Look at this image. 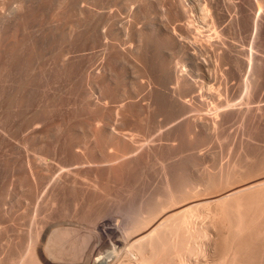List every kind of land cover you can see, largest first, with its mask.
Returning a JSON list of instances; mask_svg holds the SVG:
<instances>
[{"label": "bare ground", "instance_id": "obj_1", "mask_svg": "<svg viewBox=\"0 0 264 264\" xmlns=\"http://www.w3.org/2000/svg\"><path fill=\"white\" fill-rule=\"evenodd\" d=\"M79 1H80V3L77 6V13H78V15H80V18L82 19V21H84L83 31L80 32V35L78 36L79 37V44H80V51H81V53L79 55L80 56L79 57V61H80L79 73L83 78V80H82L83 82L81 84L80 90L78 91V94H77L78 103H76L77 106L76 105L75 106L80 110L82 116L86 119V123L84 124L85 126H83L81 124L82 127L78 126L79 123L77 124V126L70 125L71 122L68 123L70 126L68 127L67 133L69 135H71L72 137H74V139H75V141L72 142V144L69 146L70 151L74 155V159L72 162L65 163V152H66L65 151V131H66L65 128H67V127H65V124L67 123V122L65 123V100H66L65 99V95H66L65 94V87H66L65 86V72H66L65 71V62H66L65 59L67 57L65 58V34H66V31H65L66 26L65 25L66 24H64V22H65V5H66L65 2L66 1L65 0H0V148L4 147L7 149V152H8V155H7L8 158L7 159L10 160L11 170L14 171L15 174L18 172H21L20 174H22L21 179L23 182L28 183V179H30L32 182H34L38 179L44 181L43 188H41L42 189L41 191L42 192L44 191V193H45L46 189H50V191H51L52 188H54L56 186L63 185V183L65 182V176H68L71 172H73V173H74V171L90 172L91 169H97L101 166H104L107 171H110L112 169L114 163L116 162L117 158L119 159V157H122L124 154H127V153H132L135 156V154H137V152H139V150H140V149H137L139 146L135 150L131 147L132 145H130V143H127V142L125 143V141L122 139L120 133L117 132V130L115 128V123H118V121H120V122L126 121L125 120L126 116H124L122 114V111L124 110L125 107H129V106L134 108L138 114L143 115V112L145 111L146 114L151 116V117L154 115L153 117L155 119L154 113H156V111L158 113V111L161 108H163L162 106L164 105V99L167 98V97H164V94H163V92L166 90L162 89L163 91L161 92L160 91L161 89L159 90V88L155 86V85L160 86V84H162L161 80H163L162 78H163V76H165L166 73H163L165 68L160 69V66L162 65V63H164V60L158 61L155 59L154 47H159L158 45H156V44H158L157 43L158 39L162 40V38H164L165 40H167L169 42H171V41L173 42L176 39V37L172 34H169V33L167 34L166 31H162L161 30L162 28L161 29H159V28L150 29L149 28L148 30H146L144 32H142V30L141 31L140 30L135 31L134 30L135 26L133 28V23L135 24V22H133V20H132V19H134V14H130L128 12L129 13L128 15L131 16V19H130V17L128 19L127 18L128 16L127 17L125 16L126 17L125 18L124 16L121 15V12L123 10L120 12V9H121L120 7L122 5H124L125 3H129V4L132 3V5L133 4L138 5L139 3H143L146 5L149 0H79ZM225 1L226 0H156L158 5L161 6L160 8H162V10H163L162 12L164 14L166 13L165 16L168 15L169 18L172 20H174L177 17L186 16V12L189 10L190 4H191V6H192V4L196 5V7H198L197 10H200L206 6L207 11L205 8H204L205 9L204 11L210 12L209 15L211 14L212 22L215 24H218V25L219 24L221 25V21L223 19L224 13L222 14V11L227 10V9H225L227 7V6L225 7V4H226ZM201 2H203L205 4L204 7H203L204 4H201ZM243 2L247 3L249 10L253 9V7L256 8L257 12L254 13V15L252 14V16L250 18L251 25L256 26L257 22H258L260 11H261V6L263 5L264 0H237L235 4L240 9ZM73 3L74 2H71V4H73ZM75 3L77 4V2H75ZM105 3L107 4L106 6L104 5ZM149 3H150V1H149ZM136 5H133V6H136ZM150 5H151V3H150ZM104 6L108 7L107 11H105V9L103 10ZM124 6H122V8ZM127 6H125V7H127ZM148 6H149V4H148ZM67 7H69V6H67ZM138 7H140V6H138ZM191 10L193 11V9H190L189 11H191ZM197 10H196V13L202 12V11H197ZM132 11H133V8H132ZM51 12H52V14L54 13L57 16L56 19H53V18L51 19V17L48 15ZM130 12H131V9H130ZM203 12L200 13L199 15L204 14ZM227 12H229V11H227ZM187 14H189V12H187ZM209 15L207 13V16H209ZM196 16H198V14ZM202 16H204V15H202ZM202 16H200V17H202ZM205 16H206V14H205ZM200 17H197V18L199 19ZM165 19H166V17H165ZM198 19L197 20L194 19V20L199 21L202 18L199 20ZM191 20L190 21L188 20L189 23L183 27V33H185L184 35L190 36L191 33H193L192 45H194V46H191L193 51L192 52L189 51L190 54L191 53L193 54V52L195 50V52L196 51L201 52L200 54H202V56H204V55H206V54L203 55L204 52L205 53H206V51L211 52V50H213L212 51L213 57L223 59V57L221 58L220 55L222 53L224 54L223 49H225L224 46H226V45H224V42L222 41L223 35L221 37L220 34L218 33L220 30L218 31V30H216L217 28L214 27V28H216L215 30L217 32L215 31L213 33V35H211L210 32H209L210 34H203V32L201 33L200 29L198 28L201 25L198 23H195V24L199 25L197 27V25L193 24L194 26H196L199 29V30H197L196 27L192 26ZM203 21L205 22L206 19ZM224 21H226V20H224ZM239 21L240 20H238V22ZM174 22H176V21H174ZM203 27H205V25ZM207 29H205V30H207ZM201 30H203V28ZM207 31H209V30H207ZM210 31H211V29H210ZM205 33H207V32H205ZM221 34H222V32H221ZM190 41H191V39H190ZM182 45H183V43H182ZM52 46H54V48H52ZM187 48L188 47H186V49ZM227 48L229 49V47H227ZM137 49H139V52L141 53V56L143 58V66L139 65V67H143V69H140V70H143L145 73V77H146L145 80L146 81H144V82H146L145 83L146 89L143 88V91H145V92L138 91V93L134 94L135 92L134 93L127 92L126 88L124 89V87H122L123 85L120 86L122 84L121 79L126 74L123 75V77L121 78L120 77L121 74L117 73L116 71H118V68L120 69V72H122V69L124 71V68H126V67H124L126 61H124V60H126V58H128L132 53H136L135 51H137ZM182 49H183V47H182ZM186 51L184 50V52H186ZM202 51H204V52L202 53ZM228 52H227V54H228ZM228 55H230V54H228ZM91 56H95V59H97V62L95 65H90V63H89L90 62L89 59ZM231 57H232V54H231ZM129 58H132V57L130 56ZM229 59H231V58H228L227 60H229ZM233 59H235V58H233ZM204 61H205V59H203L202 62H204ZM231 61L232 60H230L228 62H231ZM247 61H246V63H247ZM236 62H234V63H236ZM216 63L218 64V62H216ZM130 64H132V63H130ZM130 64L128 65V62H127L128 66H130ZM136 64H140V63H136ZM232 64H233V62H232ZM218 65H217V67H218ZM181 67H182V65H181ZM245 67H246V69L248 68L247 65ZM161 68H163V66H161ZM218 69H220V68H217V70ZM126 71L123 73H126ZM137 72H138V70H137ZM166 75H168V73ZM136 76H138V74ZM136 76H135V78H136ZM139 76H142V75H139ZM168 76H170V75H168ZM170 78L172 80L171 83L173 84L171 86H174V87L172 88V90H170V92H167V93L169 94V97L170 96L173 97L174 94H176L175 96H177V99H179L178 97L181 94L180 93L181 90H180V92L177 93V91H179L177 89H180V88L176 85V82L174 81V78H176V77L171 75ZM170 78H168L169 82H170ZM136 79H138V78H136ZM165 79H167V77ZM122 80H125V79H122ZM128 81L131 82L130 80H128ZM253 81H255V80H253ZM140 82H142V81L140 80ZM167 82H168V80H167ZM221 82H225V81H221ZM131 84H133V82H131ZM131 84H130V86H131ZM138 84H141V83H137L134 85L138 86ZM165 84H166V81H165ZM185 85H187V84H185ZM161 86H163V85H161ZM224 86H227V84ZM230 87L228 89H230ZM165 88L167 89L168 87H166V85H165ZM170 88L171 87H169V89ZM204 89L206 90L207 88H204ZM209 89H211V88L209 87ZM137 90H138V88H137ZM206 91H205V94H206V96H208ZM131 92H133V91H131ZM167 93H165V94L167 95ZM183 93H184V91H183ZM185 94H187V93H185ZM205 94H202V95L205 96ZM211 95H213V92L211 93ZM215 95L216 94H214V96ZM175 96H174V98H175ZM75 97H76V95H75ZM199 97H198V99L197 98L196 99L199 100L200 99ZM208 97H210V96H208ZM249 97H250V95H249ZM186 98H187V96H186ZM190 98H192V96ZM212 98L217 100L216 99L217 97L216 98L212 97ZM168 99L169 98H167V100ZM177 99H176V101H179ZM209 99L207 98V102ZM255 99H256V97H255ZM167 100H165V101H167ZM170 100H172V99L170 98ZM183 100H185V97ZM183 100L181 102H183ZM245 101H244V103H242V105L246 103ZM260 101L256 102V103H260ZM167 102H169V101H167ZM191 102H193V101L191 100ZM229 102L226 101V103H229ZM169 103H171V102H169ZM214 103H216V102H214ZM224 103H225V101H224ZM256 103H254V104H256ZM72 104H75V103L73 102ZM172 104H174V102H172ZM183 104H185V103H182V105ZM203 104L205 106L204 101H203ZM209 104H212V103H209ZM209 104H207V105H209ZM251 104H253V103H251ZM168 105L170 106V104H168ZM182 105H178V107L179 106L182 107ZM223 105H226V104H223ZM239 105H241V104H239ZM247 105L249 107V102H248V104H246V107H247ZM190 106H192V105H190ZM198 106L199 105H197L196 107L198 108ZM230 106L235 108L234 107L235 105L233 106V103ZM230 106H228V107L230 108ZM243 106H245V105H243ZM172 107H173V105H172ZM172 107L170 109H172ZM186 107H188V106H186ZM199 107H201V106H199ZM212 107H213L212 109L214 110L215 107L213 106V104H212ZM221 107H222V105H221ZM190 108H192V107H190ZM241 108H242V106H241ZM173 109L178 110L176 108H173ZM181 109L183 110L184 108H181ZM216 109H217V107H216ZM75 110H76V108H75ZM175 110H174V113H175ZM213 110H211V111H213ZM235 110H237V109H235ZM165 111H167V109H165ZM230 111H231V109H230ZM176 112H178V111H176ZM197 112H199V111H197ZM255 112H256V110H255ZM181 113H183V111ZM241 113L243 114L242 110H241ZM159 114H160V111H159ZM169 114H170V112H169ZM253 114H252V117L254 116ZM126 115H128V114H126ZM162 115H161V117H162ZM177 115H178V113H177ZM211 115H212V113H211ZM244 115H245V113H244ZM68 116H70V115H68ZM68 116H66V118ZM78 116H81V115H78ZM174 116H175V114H174ZM215 116H216V114L214 113V115L211 116L212 118H210V121L208 120V118H207V120L205 119L206 122L209 121L212 124L213 123L215 124L216 123L215 121L219 120V117L217 118V120H215ZM143 117H144V115H143ZM166 117H168V116H166ZM176 117L177 116H175V118ZM71 118H73V117H71ZM168 118L171 119L170 116ZM240 118H242V117L240 116ZM151 119H153V118H151ZM157 119H159V118H157ZM160 119L162 120V118H160ZM164 119H165V117H164ZM81 120L83 121V119H81ZM181 120H182V118H181ZM68 121H69V119H68ZM167 121H169V120H167ZM189 121H191V120H189ZM196 121H195V123H196ZM199 121H200V119L197 122H199ZM83 122H85V120ZM142 122H143V119H142ZM159 123H160V120H159ZM176 123H178V122H176ZM195 123H192L191 126L197 127V124H195ZM211 123H209V124H211ZM218 123H220V122H218ZM184 124H186V123H184ZM124 125H125V123H124ZM146 125H148V124H146ZM154 125H157V124L155 123ZM186 125H189V124H186ZM198 125H201V124L199 123ZM202 125H204V123H202ZM207 125L208 124L206 123V126ZM173 126H175V125H173ZM206 126L204 125L203 130H205L204 128H207ZM217 126L215 125V128ZM170 127H172V125ZM129 128H131V127H129ZM158 129H161V128H158ZM217 129H218V127H217ZM126 130L127 129H124V131H126ZM144 130H145V128H144ZM194 131H196V130L194 129ZM214 131H216V130H214ZM132 133H133V131H132ZM144 133H145V131H144ZM162 133H165V132H162ZM203 133H205V131ZM124 134L125 133H123L122 135H124ZM134 134L137 135L138 133L134 132ZM199 134H200V132H199ZM129 135H131V134H129ZM152 135H153V133H152ZM164 135H167V134H164ZM174 135H175V133H174ZM205 135H207V134L205 133L202 136H205ZM167 137H169V136H167ZM126 138H128V137H126ZM148 138H149V136H147L146 139H148ZM192 138H194V137H192ZM151 139L152 138H150V141H151ZM181 139H183V138H181ZM187 139H188V137H187ZM201 139H202V137H201ZM145 140H143V141L145 142ZM216 140H218V139H216ZM139 141L137 140V142H139ZM143 141L141 140L140 142H143ZM184 141H186V140H184ZM196 141L197 140L195 139L194 142H196ZM119 142L123 146V151H122V155L117 156L115 153V148ZM134 142H136V141H134ZM134 142H132V143H134ZM154 142H152V143L154 144ZM200 144L203 145V143H200ZM240 144H241V142H240ZM165 146H167V145H165ZM140 147H141V145H140ZM148 147H150V146H148ZM173 147H175V146H173ZM86 148H88L90 150L89 156L85 155ZM101 149L102 150L104 149V153L102 156L99 155ZM150 152H153V151L151 150ZM154 153H155V151H154ZM154 153H152V156ZM100 154H102V153H100ZM117 154H118V152H117ZM177 154L179 155V153H177ZM187 154L188 153H186V155ZM3 157L4 156H2V158ZM163 157H164V155H163ZM169 157H170V155L168 156V158ZM182 157H184V158L179 160V161L185 160V161H188V163H191L192 165L195 164V163L193 164L192 161H190V159H189L190 156L187 158L188 160L186 159L185 155ZM174 158H176V157H174ZM130 160H132V159H130ZM169 160H173V159L171 158ZM166 161H168V160L166 159ZM164 162H165V160H164ZM174 162L175 161H173V163ZM132 163H133V161H132ZM136 163H138V162H136ZM182 163L183 162H181V166H182ZM196 163H199V162H196ZM6 165H8V164H6ZM166 165H167V163H166ZM184 165L185 164H183V166ZM189 166H191V165H189ZM189 166H186V167L184 166V168H188L191 171ZM0 167L2 168V166H0ZM176 167L177 166H174V165L171 166L170 165V167H166V169L161 168V170L162 169L167 170L166 172L162 171L161 173L163 174V172H164L168 175V174H170L169 171H171V168L175 169ZM138 168H140V166ZM143 168H145V167H143ZM181 168L179 166V168H177V169H181ZM140 170H143V169H140ZM144 170H146V169H144ZM184 170L185 169H183V173H184ZM193 170H195V169L193 168ZM3 171H5V168ZM244 171H245V169H244ZM177 172H176V174H178ZM172 173H174V171ZM179 173H181V172H179ZM188 174H189V172H188ZM194 174H196V173H194ZM198 174L200 175V173L197 172L196 175H198ZM204 174H206V172ZM3 175H4V173H3ZM86 175H84V176H86ZM183 175H184L183 176V179H184L185 175L187 176V174H183ZM177 176L178 175H176V178H179V176L178 177ZM205 176H207V174ZM205 176L203 177V175H202V177H203L202 179L205 180ZM251 176L252 175L246 174V175H243V177H239L232 182L227 180V179H222L220 176H218V178L216 180H214L209 187H202L203 185L200 182L196 181L199 179H196V180L193 179L196 181V182L192 183V184H194L193 185L194 188H191V190L189 192H187V194H184V195H181L179 193V192H181V190L178 191V190L174 189L173 186H172L173 188L169 187L168 199L159 205V207H158L157 211L155 212V214L153 215V217L151 216L150 218H146V219L142 220L141 222L133 224V225L129 226L125 231H122L119 228L120 226L119 227L117 226L118 225L117 224V216H115V210L112 209L113 206L110 205L108 207V209L104 212V215L103 216L101 215L102 217L100 219L96 220L90 226V227L96 228V229L105 228L104 232H105L106 238H104V239H106L107 243L100 241L97 244L101 250L100 253L99 252L94 253L93 250L95 249L94 247H96V246L93 247L92 251L90 249H89L90 251L87 250V251H89L88 253L85 249L84 251H86L85 253H87V254L82 259H80V258L78 260L76 259L77 261L71 260L70 262L69 261L65 262L66 259L69 260V257L66 258L67 255H66V257L64 256L66 259H64V261H61V262L51 259L52 257L53 258L55 257L56 260H59L58 258H56V256L51 255L52 253H50V251L53 250L50 248V245H52V243L50 241L52 240V238L53 239L56 238L55 240L52 241L54 246H55V244L60 245L61 243H59V241L61 240L60 242H62L63 240H65L66 235H67L66 232L68 230H71V229H67L70 227L66 226L65 221H64L65 223H62V222L56 223V222H58V221H56L58 219H56L55 221L53 220L54 221L53 223H52V221H50L52 224H49V225L46 223L45 224L43 223V225L41 224L42 228H40V230H39L40 236H38V237H40L39 238L40 241L42 240L41 238H47V237H50L51 235H55V234L59 237L62 232L66 233V235L64 236V234L62 233L63 237L61 238L62 235L59 237L61 239H59L55 235V237L51 236L52 238L50 240L48 239L49 242L43 241V242H45L46 245L47 244L49 245V243H51L48 246L49 249H51V250L49 251V255L44 254L43 249L44 250L46 249V245H45V248H43L42 250L40 249L42 252V255H41V252L39 253V251H38V256H39L40 261L38 260L37 257H36V259L41 264H264V227H263V230L259 231V229H257L256 225H255L256 224V217H254V214L256 215V210H257L256 205L258 203L259 197H260V195L264 194V174L263 175L261 174L260 176H252V177ZM197 178H198V176H197ZM10 179H12V178H10ZM90 179H89V181L91 182ZM173 179H174V177H173ZM83 180H84V178H83ZM165 180H167V179H165ZM189 180H190V178H189ZM103 181L105 183V180H103ZM168 181L170 183L172 182V180L169 177H168L167 182ZM204 182H206V181H204ZM19 183H21V182H19ZM186 183H189V181ZM111 184H113V183H111ZM9 186H11V185H9ZM25 186H28V185L25 184ZM99 186H98V190H99ZM4 187H5V185H4ZM70 187L73 188V186H70ZM1 188H2V186L0 187V189ZM20 188H21V186H20ZM71 188H69V189H71ZM105 188H106V186H105ZM157 189H155V190H157ZM54 190H55V188H54ZM108 190H109V187H108ZM25 191H24V194H25ZM184 192H186V191H184ZM26 193H28V192H26ZM32 194H30V195H32ZM35 194H33L34 197H36ZM105 194H106V192H105ZM157 194H159V193H157ZM3 195H4V193H3ZM33 195H32V197H33ZM47 199H48V196H47ZM51 199H52V197H51ZM63 199H64V197H63ZM76 199H77V197H76ZM0 200H2V199L0 198ZM82 200H84V199H82ZM77 201H79V200H77ZM50 202H51V200H50ZM109 202H107V203L109 204ZM52 203H54V202H52ZM63 206H64V204H63ZM141 208H143V207H141ZM49 209H50V207H49ZM126 209H128V207ZM35 211L36 210H34V212ZM97 212H98V210H97ZM43 213H44V211H43ZM67 213H69V212H67ZM63 214H64V212L62 213V215ZM72 214H74L73 210H72ZM79 214H80V212H79ZM68 215H66V216L68 217ZM75 216H77V215H75ZM59 217H60V215H59ZM71 217H72V215H71ZM84 218H86V217H84ZM72 219H74V218H72ZM72 219H69L68 221H70ZM248 219H249V221H248ZM76 220L77 219H75V221ZM81 222L83 223L84 221L77 222V224H79V223L81 224ZM74 223H76V222H74ZM74 223H73V227H74ZM62 224H65V225H62ZM68 224H71V223L67 222V225ZM0 225H2V224H0ZM37 226L40 227V225H37ZM68 226L72 227V224L68 225ZM83 226L85 227L86 224H84ZM53 227H55V228H53ZM75 227L76 228H73V229H76V231L80 230L77 225H75ZM32 228H34V227H32ZM77 228H78V230H77ZM81 229H82V227H81ZM96 229H94V230H96ZM34 230H32V231H34ZM91 230L93 232V229H90V230L88 229V231H91ZM36 231H38V228H37V230H35V232ZM54 231H57V233H55ZM58 231H61V232H59L60 234L58 233ZM86 231H87V229H86ZM86 231H84V234ZM261 231H262V233H261ZM9 232H11V231H9ZM70 232H71V234L73 233L72 231H70ZM98 232H99V230H98ZM98 232H97V235H98ZM32 233L33 232H31V234ZM47 233H48V236L44 237L45 235H47ZM50 233H51V235H50ZM74 233H76V232H74ZM103 233L101 236H103ZM76 234H78V233H76ZM76 234H74V235H76ZM89 234H92V236H93V233L89 232ZM95 234H96V232H95ZM33 235L34 234H32V236ZM72 235L70 237H72ZM24 236H27V233ZM89 236H91V235H89ZM34 237H35V235H34ZM76 238L77 237H75V236L72 237L73 240ZM83 238L84 237H82V239ZM26 239H27L26 247L22 248L19 246L20 248H18V249L22 248L23 249L22 251H24V254L28 250L31 251L29 249L30 244L33 242L31 240L32 239L35 240V238L30 239V236H28V238L26 237ZM57 239H59V241ZM72 239L71 240L69 239L70 241H72L71 244H75V242H77V240H78V238H77V240L76 241L74 240L75 241L74 242ZM86 239L84 238V240H86ZM95 239H96V237H95ZM39 240L37 239L36 242ZM45 240H47V239H45ZM96 240H95V242H96ZM99 240H102V237L99 238ZM66 241L68 242V239L65 240V242ZM87 241H88V239H87ZM91 241H92V239H91ZM41 242H40V244H41ZM43 242H42V244H43ZM63 242H62V244H63ZM92 242H90V243H92ZM23 243L25 244V242H23ZM90 243L88 242V244H90ZM93 243H92V245H94ZM40 244H39V246H40ZM62 244H61V246L57 245V248L58 247L61 248L63 246ZM77 244H79V243H76V245ZM117 244H118V247H117L118 251H114L113 246L115 248L116 247L115 245H117ZM10 246L12 247V245H10ZM67 246H68V244H67ZM13 247L15 248V246H13ZM35 247L33 250H35ZM43 247H44V245H43ZM75 247H77V246H75ZM10 248H6V249H9V253H10ZM87 248H92V247H87ZM6 249H5V251H6ZM15 249H13V250H15ZM31 249H32V246H31ZM64 249H67V248L64 247ZM37 250H38V248H37ZM15 251H17V250H15ZM20 251L19 252L17 251V252L21 253ZM45 251H47V249ZM58 251H59V249H58ZM31 253L29 255L32 256L33 253L32 254ZM10 254L8 256H10ZM13 254H14V251H13ZM57 254H58V252H57ZM15 255H17V254H15ZM18 256H19V254H18ZM33 256H35V255L33 254ZM49 256L50 257L52 256V257L50 258ZM3 257H4V255H3ZM4 258L6 259V257H4ZM10 258H13V256L12 257L10 256ZM16 258H15V260H16ZM9 259H7V260H9ZM34 259L35 258H33V260ZM1 261H3V260H1ZM10 261H11V259L9 260V262ZM16 261L18 262V260H16ZM27 261H28V259H27ZM32 261H31V264L35 262V261L34 262H32ZM23 262H26V261L24 260V261H22V263ZM36 263H37V261H36ZM4 264H6V263H4ZM14 264H15V262H14Z\"/></svg>", "mask_w": 264, "mask_h": 264}, {"label": "rangeland", "instance_id": "obj_2", "mask_svg": "<svg viewBox=\"0 0 264 264\" xmlns=\"http://www.w3.org/2000/svg\"><path fill=\"white\" fill-rule=\"evenodd\" d=\"M65 1H66L65 2V4H66L65 5V22H64V24H66L65 25L66 26L65 27V31H66V34H65V58L67 57L65 59V61H66L65 62V71H66L65 72V86H66L65 87V94H66L65 95V99H66L65 100V123L67 122L65 124V127H67V128H65V130H66L65 131V151H66L65 152V163H69V162H72L74 159V155L70 151L69 146L72 144V142L75 141V139H74V137H72L71 135H69L67 133L68 127L70 125L77 126L78 123H79L78 126L82 127V125L85 126L84 124L86 123V119L82 116L80 110L76 107L77 106L76 103H78L77 94H78V91L80 90L81 84L83 82L82 81L83 78L79 73V65H80V61H79L80 56L79 55H80L81 51H80V44H79V37L78 36L80 35V32L83 31L84 21H82V19L80 18V15H78V13H77V6L79 5L80 1L79 0H76V1L75 0H65ZM149 1H150L152 6L150 5ZM149 1L147 2L146 5L143 3H139L138 5L133 4L136 6H133L132 3H130V4L125 3L124 4L125 6H127L128 4L129 5L127 7L122 5V6H124L123 7L124 9L121 6L120 12L123 10L121 12V15L124 17L128 16L127 17L128 19H129V17L131 19V16L128 15L129 13L134 14V19H132V20H133V22H135V24L133 23V28L135 26V28H134L135 31H139V30L141 31L142 30V32H144V31L148 30L149 28L150 29H156V28L161 29L162 28L161 29L162 31H166L167 34L169 33V34H172L176 37V39L174 40L175 42L174 41L169 42V41L165 40L164 38H162V40L158 39V41H157L158 44H156V45H158L159 47H154L155 59L158 61L164 60V63H162V65H161V66H163V68H161V66H160V69L165 68L163 73H166V74L168 73V75H170V76H168L165 74V76H163V78H162L163 80H161L162 84H160V86L159 85H155V86L158 87L159 90L161 89L160 90L161 92L163 90H166L163 92V94H164V97H167L169 99L168 100H167V98L164 99V105L165 106L163 105L162 106L163 108H161L159 110L160 114H159V111H158V113H157V111H156V113H154L155 119L153 117L154 115L151 117V116L147 115L145 111L143 112V115H144V117H143L142 114H138L136 112V110L130 106L125 107L124 110L122 111V114L124 116H126L125 117L126 121L125 122L118 121V123H115V128H116L117 132L120 133V135H121L122 139L125 141V143L126 142L130 143V145H132L131 147L135 150L139 146L137 149H140V150H139V152H137V154H135V156L132 153H127V154H124L125 156L123 155L122 157H119V159L117 158L116 162L114 163V165L110 171H107L104 166H101L97 169H91L90 172L82 171L83 172L82 173L80 171H74L75 174L73 172H71L68 176H65V182L63 183V185L56 186V187H54L55 190H54V188H52L51 191H50V189H46L45 193H44V191L43 192L41 191L42 190L41 188H43V185H44V181L38 179V180L32 182L30 179H28V183H25L21 179L22 178V174H20L21 172H18L15 174V172L11 170L10 160L7 159L8 158L7 149L4 147L0 148V152H1L0 153V159H1L0 160V166H2V168L0 167L2 169V170L0 169V173H1L0 174V180H1L0 181V187L2 186V188L0 189V198L2 199V200H0V219H1L0 224H2V225H0V239H1L0 240V247L1 246L3 247V248L2 247L0 248V263L1 264H4V263L14 264V262H15V264H19V263L20 264H31V261L33 260V258H35V259L32 262H34V261L35 262L32 264H35L36 261H37L36 264H41L39 262L40 259L38 256V251L40 253L41 250L43 248H45V245H46L45 242H47V241L49 242V240L52 238L51 236L55 237V235H56V234L51 235V233H50L51 236L49 235L50 237H47L48 236V233H47V235L44 236L47 238H41L42 242L45 241L42 244V242L39 240L40 237H38V236H40L39 230H40V228H42L43 223L44 224L46 223L49 225V224H52L56 219H58V220H56V221H58L56 223H61V222L65 223L66 222V226L70 227V228H67V227L66 228L71 229L68 231L65 229L67 231L66 232L67 235H66V233L62 232L64 234V236L66 235L65 240L68 239V242L67 241L65 242V240H63L64 242L62 241L63 242V244H62V242H60L61 240L59 241V239H61L63 237V234L59 233L61 231H58L60 236L62 235L61 238H59L60 236L58 237L56 235V237L59 238V239H57L59 241V243H61L63 245L61 247L62 249L60 247L57 248V245L61 246V244L60 245L55 244V246H54L52 241L55 240L56 238H54V239L52 238V240L50 241L52 243V245H50L51 243H49V245H50V248L53 250L50 251L51 249H49V247H48L49 245L47 244L46 249L48 252L45 251L46 249L45 250L43 249V253L46 255L47 254L49 255V251H50V253H52L51 255L56 256V258H58L59 260H56L55 257L53 258L52 256H51L52 258L50 256L49 257L51 259H53L55 261H59V262L64 261V259H66L68 257H69V260L66 259L65 262H68V261L70 262L71 260L77 261L79 258L82 259L90 250L92 251L94 246H96V247H94L95 249L93 250L94 253L95 252L100 253L101 250L97 245L100 241L107 243L106 239H104V238H106L105 232H104L105 228L96 229V228H92L90 226L96 220L100 219L104 215V212L108 209V207L110 205H112L113 206L112 209L115 210V216H117V224H118L117 226L118 227L120 226L119 228L122 231H125L129 226L136 224L138 222H141L142 220H144L146 218H150L151 216L153 217V215L157 211L159 205L168 199L169 187L173 186L174 189H176L178 191L181 190V192H179V193L181 195H184V194H187V192H189L191 190V188H194L193 187L194 184H192V183H194L196 181L200 182L203 185V186L201 185L202 187H209L212 184V182L218 178V176H220L222 179H227V180L232 182L235 179H237L239 177H243V175H246V174L252 175V176H260L261 174L262 175L264 174V155H263L264 154V118H263L264 117V104H263L264 103V2H263V5L261 6V11L259 14L257 25L252 26L250 23V18L252 16V14L254 15V13H256L257 11H256L255 7H253V9L249 10L246 2L242 3V6L240 8L241 10H240L235 4L237 0H229L230 2L228 0H226L225 3L227 5L225 4V7L226 6L227 7L225 9H227V10L222 11V14L224 13L223 19L221 21V25L220 24L218 25V24H215L212 22L211 14L209 15L210 12L204 11L207 7L205 6V4L203 2H201V4H204L203 7L205 6L204 7L205 9L202 8L203 10L202 9L197 10L198 7H196V5L192 4V6H191V4H190L189 10L193 9V11L188 10L187 12H189V14H187V12H186V16H184L185 18L184 17H177L174 20H172L169 18L168 15H167L168 17L165 16L166 13L164 14L162 12L163 10H162V8H160L161 6L158 5L156 0H153V1L149 0ZM71 2H74V3L77 2V4L76 3L71 4ZM148 4H149V6H148ZM104 5L106 6L107 4L105 3ZM67 6H69V7H67ZM105 6H104L103 10L105 9V11H107L108 7H105ZM138 6H140V7H138ZM132 8H133V11H132ZM130 9H131V12H130ZM196 10L202 11V12L204 11L203 12L204 14H202V15L205 16V14H206V16L204 17L202 15H199L202 12L196 13ZM206 11H207V9H206ZM227 11H229L230 13ZM207 13L210 17L207 16ZM197 14H198V16H196ZM48 15L51 17V19L57 18V16L54 13L52 14V12L49 13ZM200 16H202V17H200ZM165 17L167 20L165 19ZM197 17H200L199 19L202 18L203 20L206 19V21L204 22L201 19L203 21L202 22ZM190 18L191 19L193 18L192 19L193 21ZM194 19H196V20L198 19L199 21H196ZM188 20L189 21L191 20L192 26L197 25V27H198L199 26L198 24H200L201 26H199L198 28L200 29L201 33L203 32V34H210L211 33V35H213V33L216 30H218V31L220 30L222 32V34L220 31L218 33L220 34L221 37L223 35L222 41L224 42V45L229 47V49H228L226 46H224V48L226 50L223 49L224 54L222 53L220 55V57L221 58L223 57V59L213 57V52H212L213 50H211V52L206 51V53L204 51H202V53L204 52L203 55L206 54L204 56H202V54H200L201 52H197V51L195 52V50H194V52L196 54L194 52H193V54L192 53L190 54L189 51H191V52L193 51L191 46H194V45H192L193 33H191L192 36L191 35L190 36L184 35L185 33H183V27L189 23ZM224 20H226V21H224ZM238 20H240V21L238 22ZM174 21H176V22H174ZM195 23H198V24H195ZM204 25H205V27H203ZM194 27H196V26H194ZM214 27H216L217 29ZM198 28H197V30H199ZM202 28H203V30H201ZM205 29H207L209 31H207ZM210 29L212 32L210 31ZM205 32H207V33H205ZM190 39H191V41H190ZM182 43H183V45H182ZM182 47H183V49H182ZM186 47H188V48L186 49ZM52 48H54V46H52ZM184 50L185 51L187 50L188 52L186 51L187 52L186 53V52H184ZM135 52L136 53H132L133 55L132 54L130 55L135 61L132 58H129L130 57L129 56L128 58H126V60H124V61H126L125 66H124L126 68H124V71L122 69V72H120L119 68H118V71H116L117 73L121 74V76H120L121 78L123 77V75L126 74L122 78L125 80L121 79L122 84L120 86L123 85L122 87H124V89L126 88L127 92H129V93L135 92L134 94L138 93V91L145 92V91H143V88L146 89V87H145L146 82H144V81H146L145 80L146 79L145 73L143 70H140V69H143V67H139V65L143 66V58L141 56V53L139 52V49H137V51H135ZM227 52L230 55H228ZM231 54H232V57H231ZM228 58H231V59L227 60ZM233 58H235V59H233ZM203 59H205L204 62H202ZM89 60H90V62H89L90 65H95L97 62V59H95V56H91ZM230 60H232V61L228 62ZM246 61L248 64L246 63ZM127 62H128V65L130 63H132V64H130V66H128ZM216 62H218L219 65ZM232 62H233V64H232ZM234 62H236V63H234ZM136 63H140V64H136ZM245 64L248 67L247 69L245 67L246 66ZM181 65H182V67H181ZM217 65H218V67H217ZM217 68H220V69L217 70ZM137 70H138V72H137ZM125 71H126V73H123ZM137 74H138V76H136ZM139 75H142L143 77L139 76ZM171 75L176 77V78H174V81L176 82V85L180 88V89H177L179 91L176 90L177 93L180 92V90H181V92H180L181 94L178 97L179 99H177V96H175L176 94L173 93L175 96V98H174V96L169 97V94L167 93V92H170V90H172V88L174 87V86H171V85H173L171 83L172 82V80L170 78ZM135 76L138 79H136ZM166 77H167V79H165ZM168 78H170V82H169ZM128 80L133 82V84H131V82H129ZM140 80L142 82H140ZM164 80L166 81V84H165ZM167 80H168V82H167ZM253 80H255V81H253ZM221 81H225V82H221ZM137 83H141V84H138V86L134 85ZM222 83L224 85L227 84L228 87L224 86ZM130 84H131V86H130ZM185 84H187V85H185ZM161 85H163V86H161ZM165 85H166V87H168L167 89L165 88ZM169 87H171V88L169 89ZM209 87L211 89H209ZM229 87H230V89H228ZM137 88H138V90H137ZM204 88H207L206 89L207 91ZM208 90L209 91L211 90L210 92L211 93L213 92V95H211V93ZM131 91H133V92H131ZM183 91H184V93H183ZM205 91H206L207 95L210 97L206 96ZM165 93H167V95ZM185 93H187V94H185ZM202 94H205V96ZM214 94H216L215 96L217 98L214 96ZM75 95L77 98L75 97ZM249 95H250V97H249ZM186 96H187V98H186ZM189 96L190 97L192 96L193 99L190 98ZM211 96L216 98L217 100L213 99ZM184 97H185V100H183ZM198 97L200 98L199 100H197ZM255 97H256V99H255ZM170 98L172 100H170ZM207 98L208 99L212 98L211 100L209 99L210 101L208 100V102L213 104V106L215 107L214 110L212 109L213 108L212 104H209L207 102ZM258 98L261 101L262 100L263 101L261 102ZM176 99L179 101H176ZM165 100H167L171 103H169ZM182 100H183V102H181ZM191 100L193 102H191ZM203 101L205 103V106L203 104ZM213 101L216 103H214ZM224 101H225V103H224ZM226 101L227 102L230 101L231 103L230 102L226 103ZM244 101L246 102L245 104H243L245 106L242 105V103H244ZM259 101H260V103H256ZM73 102L75 104H72ZM172 102H174L175 105L172 104ZM248 102H249V107L247 105V107H248L247 108L246 104H248ZM182 103H185V104H183L184 106L182 105ZM232 103H233V106L235 105L234 106L235 108L230 106V105H232ZM251 103H253V104H251ZM254 103H256V104H254ZM168 104H170V106ZM196 104L201 106V107L198 106V108H197ZM207 104H209L210 106ZM223 104H226V105H223ZM237 104L238 105L241 104V105L238 106ZM172 105H173V107H172ZM178 105H182V107H180V106L178 107ZM190 105H192V106H190ZM221 105H222V107H221ZM227 105L230 106V108ZM186 106H188V107H186ZM241 106H242V108H241ZM74 107L76 108V110ZM171 107H172V109H170ZM190 107H192V108H190ZM216 107H217V109H216ZM173 108H176L178 110H175ZM181 108H184V109L182 110ZM165 109H167V111H165ZM230 109H231V111H230ZM235 109H237V110H235ZM174 110H175V113H174ZM211 110H213V111H211ZM241 110H242L243 114L241 113ZM255 110H256V112H255ZM168 111L170 112V114ZM176 111H178V112H176ZM180 111L181 112L183 111V113H181ZM197 111H199V112H197ZM173 113L175 114V116H177L176 118H175ZM177 113H178V115H177ZM211 113H212V115H214V113L216 114L217 117L215 116V120H217V118L219 117V120L215 121L216 122L215 124L214 123L212 124L211 122H209L210 118H212ZM244 113H245V115H244ZM126 114H128V115H126ZM252 114L254 115L253 117H252ZM68 115H70V116H68ZM78 115H81V116H78ZM161 115H162V117H161ZM239 115L242 118H240ZM66 116H68V117L66 118ZM166 116H168V117L170 116L171 119L166 117ZM71 117H73V118H71ZM164 117H165V119H164ZM151 118H153L154 120ZM157 118H159V119H157ZM160 118H162V120ZM181 118H182V120H181ZM207 118L209 121L206 122ZM68 119H69V121H68ZM81 119H83V121L85 120V122H83ZM142 119H143V122H142ZM199 119H200V121L197 122ZM159 120H160L161 124L159 123ZM167 120H169V121H167ZM189 120H191V121H189ZM195 121H196V123H195ZM176 122H178V123H176ZM208 122L211 124H209ZM218 122H220V123H218ZM68 123H70V125ZM124 123H125V125H124ZM155 123L157 125H154ZM184 123L189 124V125H186ZM192 123L197 124V127L196 126H195L196 128L194 126L192 127L191 126ZM199 123L201 125H198ZM202 123H204L205 126H206V123L208 124L206 126L207 128H204L205 130H203L204 125H202ZM146 124H148V125H146ZM171 125H172V127H170ZM173 125H175V126H173ZM215 125L216 126L218 125L217 126L218 129H217V127L215 128ZM129 127H131V128H129ZM144 128H145V130H144ZM158 128H161V129H158ZM124 129H127L128 131L127 130L124 131ZM194 129L196 131H194ZM214 130H216V131H214ZM132 131H133V133H132ZM144 131H145V133H144ZM204 131L207 135L202 136L205 134V133H203ZM134 132L138 133V134L136 135V134H134ZM162 132H165V133H162ZM199 132L201 135L199 134ZM123 133H125V134L122 135ZM152 133H153V135H152ZM174 133H175V135H174ZM129 134H131V135H129ZM164 134H167V135H164ZM125 136L128 137L129 139L126 138ZM147 136H149L148 139H146ZM167 136H169V137H167ZM187 137H188V139H187ZM192 137H194V138H192ZM201 137H202V139H201ZM150 138L153 139V140L151 139L152 142L155 141L154 144L150 141ZM181 138H183V139H181ZM136 139L138 141L139 140L143 141L145 139L146 140H145V142L144 141L143 142H140V141L137 142ZM195 139L197 140L196 142H194ZM216 139H218V140H216ZM182 140L183 141L186 140V141L183 142ZM131 141L132 142L136 141V142L132 143ZM240 142H241V144H240ZM200 143H203V145ZM118 144L116 146L117 149L115 148V153L117 156L122 155V151H123L122 144L120 142ZM140 145H141V147H140ZM165 145H167V146H165ZM148 146H150V147H148ZM173 146H175V147H173ZM151 150L153 152H150ZM154 151H155V153L157 151L158 152L155 154ZM117 152H118V154H117ZM100 153H102V154H100ZM100 153H99V155L102 156L104 153V149L103 150L101 149ZM152 153H154L153 156H152ZM177 153H179V155ZM186 153H188V154L186 155ZM85 155L86 156L90 155V150L88 148H86V150H85ZM163 155H164V157H163ZM169 155H170V157L168 158ZM184 155H185L186 159L190 156L189 157L190 161H192V163L193 164L195 163V164L192 165L191 163H188V161H185V160L179 161V160L184 158V157H182ZM2 156H4V157L2 158ZM174 157H176V158H174ZM171 158L173 160H169ZM130 159H132V160H130ZM166 159L169 162L166 161ZM164 160H165V162H164ZM132 161H133V163H132ZM173 161H175V162L173 163ZM136 162H138V163H136ZM181 162H183L182 166H181ZM196 162H199V163H196ZM166 163H167V165H166ZM6 164H8V165H6ZM169 164L171 166L174 165L177 167L175 169L171 168V171L172 172L174 171V173L169 171L170 174L167 175L166 173H164L167 170H164V169H166V167H170ZM183 164H185L184 165L185 167L191 165V166H189L191 171L188 168H184ZM139 166H140V168H138ZM179 166H180V168L181 167L182 168L177 169V168H179ZM143 167H145V168H143ZM4 168H5V171H3ZM161 168H164V169L161 170ZM193 168L196 171L193 170ZM140 169H143V170H140ZM144 169H146V170H144ZM183 169H185L184 173H183ZM244 169H245V171H244ZM162 171H164L163 174L161 173ZM187 171L189 172L190 175L188 174ZM176 172L178 174H176ZM179 172H181V173H179ZM193 172L196 174L198 172V173H200L201 176L199 174L196 175ZM205 172H206L207 176H205L206 175V174H204ZM3 173H4V175H3ZM183 174H187V176L185 175L184 179H183V176H184ZM84 175H86V176H84ZM176 175H178L179 178H176ZM202 175H203V177L205 176V180L202 179L203 178ZM197 176H198V178H197ZM168 177L172 180L171 183L169 181L167 182ZM173 177H174V179H173ZM188 177L190 178V180ZM10 178H12V179H10ZM83 178H84V180H83ZM89 179L91 180V182L89 181ZM165 179H167V180H165ZM193 179H195V180L199 179V180L195 181ZM103 180H105V183ZM188 181H189V183H186ZM204 181H206V182H204ZM19 182H21V183H19ZM24 183L27 184L28 186H25ZM111 183H113V184H111ZM3 184L5 185V187ZM9 185H11V186H9ZM19 185L21 186V188ZM70 186H73V188H71ZM98 186H99V190H98ZM105 186H106V188H105ZM108 187H109V190H108ZM69 188H71V189H69ZM155 189H157V190H155ZM24 191H25V194H24ZM184 191H186V192H184ZM26 192H28V193H26ZM105 192H106V194H105ZM3 193L5 196L3 195ZM29 193L35 194L36 197H34L33 194H32L33 195V197H32V195H30ZM157 193H159V194H157ZM47 196H48V199H47ZM51 197H52V199H51ZM63 197H64V199H63ZM76 197H77V199H76ZM82 199H84V200H82ZM50 200H51V202H50ZM77 200H79V201H77ZM52 202H54V203H52ZM107 202H109V204ZM63 204H64V206H63ZM49 207H50V209H49ZM127 207H128V209H126ZM141 207H143V208H141ZM256 207H257L256 215L254 214V217H256V224L255 225H256V228L259 229V231H260V230H263V227H264V194L260 195ZM34 210H36L35 212L37 214L34 212ZM72 210H73L74 214H72ZM97 210H98V212H97ZM43 211H44V213H43ZM63 212H64V214L62 215ZM67 212H69V213H67ZM79 212H80V214H79ZM70 214L72 215V217ZM59 215H60V217H59ZM66 215H68V217ZM75 215H77V216H75ZM84 217H86L87 219ZM72 218H74V219H72ZM69 219H72V220L68 221ZM75 219H77V220L75 221ZM50 221H52V223ZM80 221H84L83 223L86 224V226L84 227L83 226L84 224L82 222H81V224L80 223L77 224V222H80ZM248 221H249V219H248ZM67 222L71 223L72 227H73V223L76 222V223H74L73 228H76L75 225H77L80 230L76 231V229H73L71 226H68L71 224L67 225ZM37 225H40V227ZM62 225H65V224H62ZM32 227H34V228H32ZM81 227H82V229H81ZM37 228H38V231L35 232V230H37ZM53 228H55V227H53ZM86 229H87V231H86ZM88 229L89 230L93 229V232H92V230L88 231ZM94 229H96V230H94ZM32 230H34V231H32ZM77 230H78V228H77ZM98 230H99V232L101 230L102 231L99 233ZM9 231H11V232H9ZM30 231L33 232L32 234H34L35 237H34V235L32 236ZM70 231L73 232L72 233L73 235L71 234ZM84 231H86L87 233L85 232V234H84ZM25 232L27 233V236H24V235H26ZM54 232L57 233V231H54ZM74 232H76L78 234H76ZM80 232L81 233L83 232V233L81 234ZM89 232L93 233V236H92V234H89ZM95 232H96V234H95ZM97 232H98V235H97ZM102 233H103L104 237L101 236ZM261 233H262V231H261ZM70 234L72 235V237L75 236L78 238V240H77V238L74 239L75 241L77 240V242H75L72 239V237H70L71 236ZM74 234H76V235H74ZM89 235H91L92 237ZM28 236H30V239L35 238V240L34 239L31 240V241H33L29 246L30 247L29 249L31 251L28 250L25 253L27 255L26 256L24 254V251H22L23 250L22 248L26 247V243H27L26 237L28 238ZM82 237H84L85 239L87 238L88 241H87V239L86 240H84V238L82 239ZM95 237H96V239L98 238L97 239L98 241L95 239ZM101 237H102V240H99V238H101ZM37 239L39 241L36 242ZM45 239H47V240H45ZM69 239L70 240L72 239L75 242V244H71L72 241H70ZM91 239L94 243L91 241ZM94 239L96 240V242ZM23 242H25V244ZM40 242H41V244H40ZM88 242L89 243L92 242L94 245H92V243L88 244ZM76 243H79V244L76 245ZM9 244L12 245V247ZM39 244H40V246H39ZM67 244L69 247L67 246ZM43 245H44V247H43ZM13 246H15V248L17 246L18 247L15 249ZM19 246L22 248L18 249V248H20ZM31 246H32V249H31ZM75 246H77V247H75ZM115 246H116L115 248L113 246L114 251H118V249H117L118 244ZM34 247H35L36 251L33 250ZM64 247L67 248L68 250L64 249ZM87 247H92V248H87ZM6 248H10L11 254L9 253V249H6ZM37 248H38V250H37ZM5 249H6V251H5ZM13 249L17 250L18 252L21 250L20 251L21 253H18L17 251H15ZM58 249H59V251H58ZM85 249H86V251L89 249L90 250L87 251V253H85L86 252V251H84ZM13 251H14V254H13ZM31 252L35 256H33V254ZM57 252H58V254H57ZM8 253L10 254L11 257L13 256V258H10V256H8L9 255ZM30 253L32 254V256L29 255ZM15 254H17V255H15ZM18 254H19V256H18ZM3 255H4V257H6V259L3 257ZM41 255H42V252H41ZM66 255H67V257H66ZM36 257L38 258L39 261L36 259ZM9 258L11 259L10 262H9V260H10ZM15 258H16V260H18V262L15 260ZM7 259H9V260H7ZM27 259H28V261H27ZM1 260H3V261H1ZM21 260L22 261L25 260L26 262L22 263Z\"/></svg>", "mask_w": 264, "mask_h": 264}]
</instances>
